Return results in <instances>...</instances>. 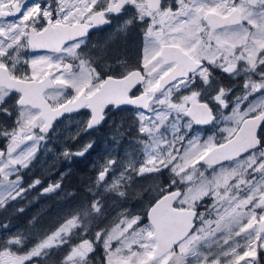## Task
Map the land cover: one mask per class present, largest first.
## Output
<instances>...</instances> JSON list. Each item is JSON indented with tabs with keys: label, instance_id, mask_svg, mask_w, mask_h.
Wrapping results in <instances>:
<instances>
[{
	"label": "snow or ice",
	"instance_id": "snow-or-ice-1",
	"mask_svg": "<svg viewBox=\"0 0 264 264\" xmlns=\"http://www.w3.org/2000/svg\"><path fill=\"white\" fill-rule=\"evenodd\" d=\"M110 106L135 110L131 151L95 161L92 198L54 226L20 228L21 201L63 190L64 173L31 175L42 150L90 153ZM145 197L143 213L124 203ZM0 264H264V0H0Z\"/></svg>",
	"mask_w": 264,
	"mask_h": 264
},
{
	"label": "flooded vegetation",
	"instance_id": "flooded-vegetation-1",
	"mask_svg": "<svg viewBox=\"0 0 264 264\" xmlns=\"http://www.w3.org/2000/svg\"><path fill=\"white\" fill-rule=\"evenodd\" d=\"M109 30L110 29L107 26H102L100 29L93 31L91 33V36L89 37L88 47H90L91 43H95L98 40L103 39L104 35ZM138 39L139 42H137ZM139 44H140V37H139V32L137 30L136 32L130 34L124 42L119 44V51L122 55H126L129 58V60H134L138 54ZM85 50H88V48L86 47ZM134 111L135 110L132 108V106H120L119 108L110 106L109 109L106 110V116H105L106 122L100 125L97 130L92 131L90 133L91 135L94 136L96 140V151L92 155L87 153L85 154V156L74 157L71 159L70 164H73V172L70 171L68 173L69 177L65 181V185L63 187L62 192L59 194H57L58 192L53 194L51 197H49V200H64L65 196H67L68 200H73L78 194L81 196V198H86V199H89V197L92 198L90 195H88L86 189L91 186L92 179L89 181L88 178L90 176H92L93 178L96 174V171L90 168L91 166H93V163L95 162L93 157L97 158L96 161L99 159L102 160L105 156L108 155L114 156L116 158H120L124 156L125 149L131 151L129 145L132 143L133 136L136 135L134 131V126L130 127L133 119ZM66 121L64 124H66ZM60 126L62 125H59L58 128ZM218 128L219 125L194 126V129H196L204 138H206L208 135H213V134H216L218 136L221 135L218 132ZM117 132L123 133V135L117 137L116 135ZM114 138L117 139L118 143L113 140ZM36 173L37 171L36 172H33V170L31 171L32 176H36ZM210 173L211 170H208V174ZM167 175L168 173H165V177H167ZM70 177H71V182H69ZM136 178L137 177H134L133 181ZM114 199L117 200V202H119L118 198H115L111 195L105 197V208L108 214H112L113 210L116 207V205L113 203ZM35 200H40V199H35ZM124 203L128 207L136 208L137 211L140 213H143V211L147 206V200L133 199L129 202L125 201ZM51 210L53 211L52 214L56 212V208H52ZM161 214L165 220V223L169 227L174 229H179L182 226L183 221L182 219L181 220L179 219L181 215L183 216V214L181 213L173 214L167 208H162ZM107 219H108V215L100 219L97 226H102L103 223L107 222ZM54 222H56V219L53 218V224Z\"/></svg>",
	"mask_w": 264,
	"mask_h": 264
},
{
	"label": "rangeland",
	"instance_id": "rangeland-1",
	"mask_svg": "<svg viewBox=\"0 0 264 264\" xmlns=\"http://www.w3.org/2000/svg\"><path fill=\"white\" fill-rule=\"evenodd\" d=\"M137 42H139V39L137 40ZM75 125L71 122V121H66V124L62 125L59 127L58 131L55 133V135L53 136V138L51 140H49L48 142V146L50 148H54L55 152L58 154L61 148V143L63 142V138L65 136L68 135V133L70 131H75ZM88 135H84L83 139H87ZM91 139L95 141L94 147L92 150H90V155H92L95 151H96V140L94 138L93 135H91ZM94 161H96V157H93ZM71 160H63L60 159L59 161H55V155L54 153H47L44 152L42 150V152L39 155L38 160L36 161V163L34 164L33 167V172H36V176H42L44 178L45 181L51 179V178H59L61 173H64V179H63V185H62V189L65 185V181L68 179L69 175L68 173L70 171L73 172V164H70ZM60 165V166H59ZM71 165V166H69ZM49 168L54 169L51 172V176L48 175V170ZM91 169L95 170V168H93V166L90 167ZM83 179V177H82ZM92 179V176H90L88 178V180L90 181ZM69 182H71V177ZM148 182V177H137L132 185L134 188H139L142 187L144 184H146ZM88 189H86V192L88 193ZM62 191H59L57 194L61 193ZM88 195H90L88 193ZM91 196V195H90ZM64 200H50V206L49 209H45L42 212H39L38 214H34L31 212V208L33 206V202H31L30 204V209H29V214H28V218L31 219L33 216L38 217V224L37 227L39 228H43V229H48L49 227H52V225L54 226L56 224V222L69 210L77 207L80 203L83 202V200H86V198H81V196L78 194L73 200H68L67 196L64 197ZM42 200H49V197H42ZM91 198L89 197V200ZM143 200H148L147 197H145V199ZM23 207H25V211L27 210V205H24ZM52 208H56V212L54 214H52ZM44 216H49L50 219V224L49 226L43 227V223L41 222V219ZM53 218L56 219V222H54L53 224ZM15 230V229H14Z\"/></svg>",
	"mask_w": 264,
	"mask_h": 264
},
{
	"label": "trees",
	"instance_id": "trees-1",
	"mask_svg": "<svg viewBox=\"0 0 264 264\" xmlns=\"http://www.w3.org/2000/svg\"><path fill=\"white\" fill-rule=\"evenodd\" d=\"M34 195V193L32 194ZM42 198V197H41ZM41 198H39L40 200H33V206L31 208V212L34 213L35 215L38 214L39 212H42L45 209H49L50 206V200H42ZM30 204L28 202L25 201H21L17 206H24L27 205V210L24 211V213L19 214V216H13V220L14 223L17 224L20 228H25L27 226V222L28 220H30L28 218V214H29V209H30ZM9 212H11V208L9 209ZM5 215H7V213H5ZM41 222L43 223V227L49 226L50 224V219L49 216H44L41 219Z\"/></svg>",
	"mask_w": 264,
	"mask_h": 264
},
{
	"label": "water",
	"instance_id": "water-1",
	"mask_svg": "<svg viewBox=\"0 0 264 264\" xmlns=\"http://www.w3.org/2000/svg\"><path fill=\"white\" fill-rule=\"evenodd\" d=\"M181 217H182V215L180 216V219L179 220H181Z\"/></svg>",
	"mask_w": 264,
	"mask_h": 264
}]
</instances>
